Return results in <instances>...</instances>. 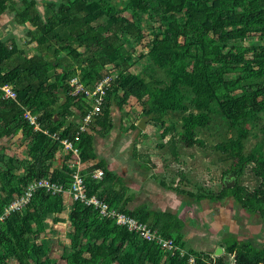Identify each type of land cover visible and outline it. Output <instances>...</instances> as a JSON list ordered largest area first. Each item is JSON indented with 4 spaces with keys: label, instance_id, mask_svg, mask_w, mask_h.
I'll list each match as a JSON object with an SVG mask.
<instances>
[{
    "label": "trees",
    "instance_id": "obj_1",
    "mask_svg": "<svg viewBox=\"0 0 264 264\" xmlns=\"http://www.w3.org/2000/svg\"><path fill=\"white\" fill-rule=\"evenodd\" d=\"M41 5L40 11L36 0H0V15L9 10L17 25L29 28L22 44L7 45L0 39V87L9 84L17 94L12 101L0 93V141L20 138L26 145L23 160L8 155L7 147L0 151V216L35 180L70 184L65 163L56 155L59 143L34 132L21 107L37 115L43 129L71 137L77 126L68 120H81L89 105L69 95V79L78 75L85 87H91L115 72L102 111L91 126L110 131V103L121 107L134 98L141 108L139 118L151 114L147 124L162 128L165 138L171 129L163 119L179 113L180 127L172 129L166 143L176 157V144L203 148L199 133L210 130L218 118L226 131L213 148L229 162L222 178L230 175L235 185L227 188L222 183L219 191H201L195 198L219 202L230 197L246 213L264 220V0H43ZM149 17L159 26L153 27ZM148 33L152 38L147 52L134 58L136 46ZM31 44L34 55L28 57L20 48ZM146 57L152 67L145 64L133 72L135 63ZM131 127L137 130L136 125ZM250 127L258 130V142L246 152ZM77 146L83 162L95 158L88 132ZM248 167L257 182L252 190L238 181ZM96 169L103 172L101 180L90 177ZM83 174L89 196L96 195L183 247L184 224L169 212H152L142 205L128 208L126 186L103 162ZM178 175L182 180V173ZM165 180L162 176L160 184L167 189L191 195L173 188L172 179L170 184ZM64 211L60 195L36 190L22 212L0 222V264L11 260L50 264L49 242L40 240L49 218L51 224L69 229V249L52 264H188V255L194 264H229L227 256L233 264L264 263V246L256 249L251 241L226 245L220 257L195 250L181 257L142 241L112 220L100 219L95 209L81 202L73 201L67 221L60 217Z\"/></svg>",
    "mask_w": 264,
    "mask_h": 264
},
{
    "label": "crops",
    "instance_id": "obj_2",
    "mask_svg": "<svg viewBox=\"0 0 264 264\" xmlns=\"http://www.w3.org/2000/svg\"><path fill=\"white\" fill-rule=\"evenodd\" d=\"M15 1L19 2L20 0ZM14 19L15 14L9 10H6L0 15V39L6 42L7 45H12L13 43L22 44L25 36L24 34L26 30L29 29L27 25H17ZM244 44L248 45V40H244ZM33 47L34 45L31 44L24 48H19L28 56V53H30L28 51L34 53L32 50ZM131 111L135 112V114L137 113L136 117H133ZM140 111V105L134 98H129L127 103L121 107L114 101L110 103L108 112L109 122L112 125L111 130L105 132L94 124L92 126L90 125L91 127L89 126L87 129V132L91 135L95 155V158L90 160L88 164L93 165L103 162L112 174L117 175L123 181L126 186L127 196H129L128 208L140 205V202L137 203L135 198L142 193L144 197L143 204L148 202L150 206V208H147L150 210L153 209L154 212H169L175 215L176 218L184 224L181 231L183 234L182 249L184 251L187 252L197 248L195 251L208 253L210 256L215 257L213 252L217 247L209 246L206 241L197 240L195 244L197 247L193 245L194 249L184 248V245H186L187 242H192L196 236L195 231L188 229V227H192L193 230L195 227H199V229L206 232L214 231L221 237H225L228 234L231 235L232 233L239 236L238 233H236V229L239 232L240 228L234 217V209L237 210L234 207L236 203L230 197L219 202H212L208 199L198 201L195 198L196 193L192 190L180 188L182 191L191 193L190 196L176 194L173 190L167 189L161 185L160 178L164 176V174H159L161 173L159 169V157H157V155L147 156L141 153L138 148V140L140 137H143V141H145V139L155 141L157 138H154V136H161L162 131H158L159 128L157 129V127L149 124L146 125L144 130L138 128L134 130L131 126H137L140 119ZM79 122L80 120L76 118H70L67 123H73L76 127ZM5 141H8V139H5ZM11 142H15V138L12 139ZM9 149L11 152V148ZM224 178L230 179L228 175L222 178L223 181ZM165 183L170 184L166 180ZM188 197L194 198L191 204H187L186 200ZM67 206H69V204H67ZM245 221H248V218L245 217ZM245 239L247 241L249 240V238L246 237L242 239V241Z\"/></svg>",
    "mask_w": 264,
    "mask_h": 264
},
{
    "label": "rangeland",
    "instance_id": "obj_3",
    "mask_svg": "<svg viewBox=\"0 0 264 264\" xmlns=\"http://www.w3.org/2000/svg\"><path fill=\"white\" fill-rule=\"evenodd\" d=\"M39 3V10H42V2L43 0H36ZM153 18L149 17L147 21L152 22L153 27L159 26L158 23L152 20ZM160 30V28L157 30V32ZM152 38L151 34H147L145 39L136 46V53L134 54V58L138 57L140 52H147V42ZM28 56L34 55L33 52L28 51ZM145 64H149L147 66L152 67V64H150L146 59L141 58L139 62L135 63L134 67L132 68L133 72H139L142 68L141 66H145ZM148 69V67H147ZM160 77H162L161 73H157ZM135 111V109H134ZM131 114L133 117H136L135 112L131 111ZM139 119V118H138ZM181 114L179 113H168L166 118L163 119L164 123L166 124V127L168 129H171L170 134H172V129H178L181 124ZM159 127H157L158 129ZM136 130V129H134ZM158 131H162V128H159ZM225 127L223 126L222 122L216 118L213 121V126L209 130H202L199 133V137L204 141L205 146L203 148H191L187 149L184 148L181 145L176 144L178 155L176 157L173 156L171 153L170 147L167 146V142L170 139V134L166 136L165 138L161 136H154V138H157L154 140L145 139L143 137H140L138 140L139 143V151L143 153L144 155H154L159 157L160 162V172L159 174H164L163 178H167L166 181L168 183L172 182L171 184L173 187H179L184 188L186 190H192L196 194L203 191H212L217 192L221 188V184L223 183L222 180V172L226 170V168L229 165V162H224V155L221 153H218L216 150H214L213 146L220 140L221 136L225 132ZM256 128H249V138L245 141L244 144V150L247 152L249 149H251L257 142L258 138H256L257 134ZM11 148V152H9V155L14 154V157H17L20 160L25 159V143L24 141L20 140V138H15V142H9L5 140L0 141V151L3 148L6 147ZM7 147V148H8ZM8 148V149H9ZM10 150V149H9ZM5 152V151H4ZM7 153V152H6ZM166 165V167H165ZM21 171V170H19ZM178 172H181L183 175V179L178 175ZM20 173V172H18ZM230 180L234 181L235 185V178H232L230 175H228ZM227 177V176H226ZM161 180V178H160ZM239 183L248 188L249 190H252L256 187L257 182L255 181V178L252 176V174L249 172V167L246 168V170L243 172L242 176L238 179ZM124 184V183H123ZM177 184V185H176ZM200 189V190H199ZM193 197L187 198V204H191V201L193 202ZM144 197L141 194H139L135 201L137 203L140 202V205L144 207H149L148 202L143 204ZM135 204V202H134ZM226 204V203H225ZM138 205V206H140ZM231 205V204H230ZM137 207V206H136ZM233 207V204H232ZM234 207L237 209L235 210ZM234 217L236 220V223L238 227L240 228L239 232L236 229V233H238L239 236L236 234H228L225 237H221L220 235H217L216 232L210 231L206 232L202 229H199V227H195L194 230L192 227H188V229L195 231V239L192 240V242H187L186 245H184V248L186 249H194V247H197L195 244L197 240L200 241H206L209 246H216L218 248L224 249L226 245H229L230 243H233L234 241L240 242L244 238H249L248 241H251L250 243L253 245L254 248H261V246H264V220H262L259 216L254 215L251 216L247 213H245L244 210H241L237 204L234 205ZM69 207H66L65 211L60 215L62 219L67 221V213H68ZM150 211L154 212L153 209ZM245 217L248 218V221H245ZM246 227V228H245ZM69 229L68 225L65 224H51L50 218L45 221L44 225V232L40 235V240H44L45 242H49V258L48 261L50 264H52L55 261H58L61 258L62 254L67 253L69 249ZM243 241H247L246 239ZM194 245V247H193ZM197 249V248H196ZM194 249V250H196ZM215 249V251H216ZM211 251V249H210ZM215 251L213 252L215 254ZM11 260V259H10ZM227 260L229 264H233L232 257L227 256ZM63 264V262L61 261ZM9 264H14L13 261H9Z\"/></svg>",
    "mask_w": 264,
    "mask_h": 264
},
{
    "label": "built area",
    "instance_id": "obj_4",
    "mask_svg": "<svg viewBox=\"0 0 264 264\" xmlns=\"http://www.w3.org/2000/svg\"><path fill=\"white\" fill-rule=\"evenodd\" d=\"M116 77L117 74L113 72L111 75L104 76L91 87H85L80 81L78 75L69 79L67 84L69 95L74 98H83L87 105H89L85 115L77 125V130L71 137H60L59 133H50L47 129H43L38 122V116L34 115L30 110L21 107L23 119L32 126L34 132H41L59 143V149L56 155L65 163V167L69 172L70 184L65 187L63 184L52 182L49 178H41L31 182L23 188L20 195L16 196L4 208L3 213L0 216V222L10 214L22 212L30 202L36 190L42 189L53 196L60 195L65 209L66 207L70 208L73 201L81 202L84 205L95 209L98 212L100 219L112 220L116 225L124 227L129 232L136 234L142 241L154 243L165 252L171 254L178 252L179 255L183 257L188 255V253L175 245L172 240L163 238L157 230L151 229L147 224L128 216L117 208L110 207L96 195L89 196L87 194L83 172L92 165L88 164L89 161L83 162L81 160V151L78 148L77 143L80 140V136L84 132H87L89 126L101 113L107 91L111 88V84ZM0 93L2 99L12 101L17 100V94L9 84L1 86ZM90 177L94 180H101L103 172L100 169H96ZM67 204H69V206H67ZM188 264H194V257L192 255H188Z\"/></svg>",
    "mask_w": 264,
    "mask_h": 264
},
{
    "label": "water",
    "instance_id": "obj_5",
    "mask_svg": "<svg viewBox=\"0 0 264 264\" xmlns=\"http://www.w3.org/2000/svg\"><path fill=\"white\" fill-rule=\"evenodd\" d=\"M151 118H152L151 114L148 115L147 117H141L137 123V128L140 130H144L147 123L151 120ZM223 183L227 188H231L234 186V181L227 179V178H224ZM222 252H223L222 248H218V249H216L214 256L220 257L222 255Z\"/></svg>",
    "mask_w": 264,
    "mask_h": 264
}]
</instances>
